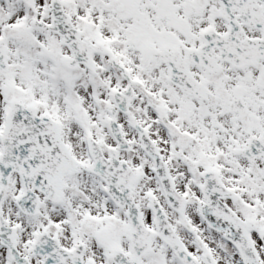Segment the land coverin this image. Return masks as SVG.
<instances>
[{
  "label": "snow or ice",
  "instance_id": "1",
  "mask_svg": "<svg viewBox=\"0 0 264 264\" xmlns=\"http://www.w3.org/2000/svg\"><path fill=\"white\" fill-rule=\"evenodd\" d=\"M0 264H264V0H0Z\"/></svg>",
  "mask_w": 264,
  "mask_h": 264
}]
</instances>
